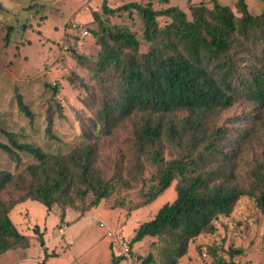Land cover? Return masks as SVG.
Segmentation results:
<instances>
[{"label":"trees","instance_id":"obj_1","mask_svg":"<svg viewBox=\"0 0 264 264\" xmlns=\"http://www.w3.org/2000/svg\"><path fill=\"white\" fill-rule=\"evenodd\" d=\"M153 1L120 8L137 11L141 37L126 27H105L97 41L96 61L71 50L77 65L92 73L98 89L94 123L82 129L74 143L49 146L45 151L24 128L0 125L5 138L0 151L17 168L14 173L0 170V194L12 195L0 198V255L29 246L8 215L14 206L34 200L49 210L59 204L62 223L65 208L97 207L113 191L130 185L120 172L107 177L96 166L95 154L100 138L114 134L125 121L132 120L134 125V154L155 168L141 205L157 199L176 181L175 200L162 205L127 240L133 255V244L153 237L159 242L160 264H177L189 242L214 231V220L227 215L240 197H252L264 211V160L250 171L247 184L240 181L239 155L252 136L239 126L217 125L212 118L241 98L264 107V0H257L261 5L257 13L248 9L245 0H235V11L213 0L211 7L203 2L190 5L188 14L174 6L155 10ZM102 10L115 11L105 3ZM158 17L169 21L160 26ZM43 86L52 95L57 93L55 85L44 82ZM16 106L31 127L36 117L18 94ZM52 117L48 106L44 111L46 139L62 145ZM23 155L33 162L24 164ZM33 232L44 254L38 264H45L55 254L47 253L38 226ZM121 261L112 255L110 264ZM153 262L152 253L139 260L140 264Z\"/></svg>","mask_w":264,"mask_h":264},{"label":"rangeland","instance_id":"obj_2","mask_svg":"<svg viewBox=\"0 0 264 264\" xmlns=\"http://www.w3.org/2000/svg\"><path fill=\"white\" fill-rule=\"evenodd\" d=\"M219 1L235 11V0ZM131 2L144 5L147 0H0V125L19 131L20 127L24 128L45 151H49V146L58 148L74 143L80 131L94 123L98 89L92 73L87 67L77 65L71 50L96 61L100 50L97 41L105 27H126L141 37L142 24L137 11L120 9ZM200 2L211 7L213 0H167L166 3L154 0L153 8L163 10L174 6L188 14L189 6ZM103 3L115 11L104 12ZM245 3L251 12H259L261 5L257 0H245ZM75 20L84 23L88 37H72L68 33ZM157 21L162 26L169 19L158 17ZM64 46L68 47L66 51ZM44 82L55 85L57 93L52 95L43 86ZM16 94L34 112L36 118L31 127L18 113ZM48 106L52 110L53 130L62 139V145H52L46 139L44 111ZM212 118L217 125L239 126L252 136L242 147L238 161L240 181L247 184L250 171L264 160V107L241 98ZM133 126L132 120L125 121L114 134L102 136L95 151L96 166L107 177L120 172L124 180H130V185L116 189L97 207L85 211H81L84 204L65 208L62 223L59 204L49 210L34 200L14 206L8 215L17 231L27 237L29 246L5 251L0 255V264H38L43 260L34 226L42 234L47 253L55 254L45 264H110L114 253L99 222L130 241L140 224L153 219L162 205L175 200L176 181H173L157 199L141 205L147 186L153 182L155 168L144 157L134 154ZM4 141L0 134V142ZM21 161L33 162L26 155L21 156ZM134 162L136 167H131ZM0 170L17 171L15 163L1 151ZM10 197L7 192L0 194L1 199ZM89 200L90 197L86 202ZM213 224L214 231L189 242L187 252L177 264H264V211L252 197H240L231 211L218 216ZM157 246V238L146 237L133 244L132 249L138 260L152 253V264H160Z\"/></svg>","mask_w":264,"mask_h":264},{"label":"built area","instance_id":"obj_3","mask_svg":"<svg viewBox=\"0 0 264 264\" xmlns=\"http://www.w3.org/2000/svg\"><path fill=\"white\" fill-rule=\"evenodd\" d=\"M68 33L72 36H81V37H88L89 31L84 27V23L75 20L70 24ZM67 46H64L63 49L66 51ZM100 228H105V237L109 241V247L113 250V253L115 256H119L123 258V261L127 264H140L139 260L135 255L132 254L131 248L129 247L127 240L123 237L120 232H117L115 230H112L103 222L98 223Z\"/></svg>","mask_w":264,"mask_h":264},{"label":"crops","instance_id":"obj_4","mask_svg":"<svg viewBox=\"0 0 264 264\" xmlns=\"http://www.w3.org/2000/svg\"><path fill=\"white\" fill-rule=\"evenodd\" d=\"M23 203H24V202H23ZM21 204H22V203H21ZM18 205H20V204H18ZM18 205H17V206H18Z\"/></svg>","mask_w":264,"mask_h":264}]
</instances>
